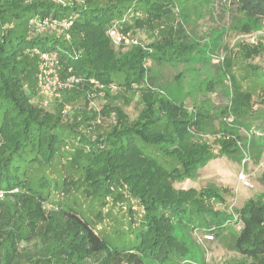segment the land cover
Returning a JSON list of instances; mask_svg holds the SVG:
<instances>
[{"label": "trees", "instance_id": "1", "mask_svg": "<svg viewBox=\"0 0 264 264\" xmlns=\"http://www.w3.org/2000/svg\"><path fill=\"white\" fill-rule=\"evenodd\" d=\"M238 1L250 18L233 28L245 33L260 29L264 0ZM135 2L144 14L134 12V0H0V264H192L204 260L194 227L221 226L230 218L206 203V197L224 201L223 189L212 184L177 189L173 184L195 178L224 155L241 161L238 139L246 136L239 126L252 135L251 149L264 150V105L254 109L251 92L226 69L204 92L222 87L228 100L222 106L216 108L208 97L199 99L200 92H188L195 99L191 110L183 100L168 97L162 67L179 69L177 78L197 80L199 74L188 65H209L218 38L204 50L186 32L187 24L197 22V0ZM172 13L179 17L176 28L160 29L147 44L116 46L108 34L112 26L123 34L146 28L155 32L156 24ZM32 19L48 23L38 31ZM65 20L72 22L66 30L51 24ZM259 45L245 53L242 44L243 58L262 53L264 42ZM36 48L56 53L63 81L77 79L62 91L66 101L86 98L88 91L101 93L103 114L115 120L107 130L93 138L81 129L99 110L91 116L93 108L78 109L83 117L77 121L78 116L65 119L58 108L44 104ZM247 66L254 80L264 84V70ZM138 95L142 109L132 119L125 106ZM206 135L216 136L215 145ZM150 151L175 158L178 165L168 168ZM64 157L70 172L61 185L41 171ZM71 184L82 186L91 200L108 194L115 201L128 197L130 214L137 203L138 224L129 222L136 243L126 249L110 245L82 212L62 200L59 192L69 194ZM123 189L125 196L119 193ZM239 212L244 226L236 248L246 259L237 264H264V200L250 198Z\"/></svg>", "mask_w": 264, "mask_h": 264}, {"label": "rangeland", "instance_id": "2", "mask_svg": "<svg viewBox=\"0 0 264 264\" xmlns=\"http://www.w3.org/2000/svg\"><path fill=\"white\" fill-rule=\"evenodd\" d=\"M197 2H199V4L196 10L194 8L193 13L197 22L193 23V25L185 24L186 32H188L189 37L198 41L201 49H204L206 46L205 49L207 50L212 41L217 40V38V43L219 45L215 51L211 52L212 59L209 65L203 67H200L199 64L193 65L192 63L188 65L190 70L193 69L194 73L199 74L196 78L197 80L186 79L183 76L177 78L176 76L179 74V69L170 66L162 67V81L163 83L169 84L166 88L167 96L177 100H183L189 110L194 108L195 99L194 95H189L188 92H200V95H198L199 99L208 97L212 100L216 108L222 106L228 102L226 98L227 91L219 87L217 83L211 91L208 93L204 92L211 80L218 82L221 79V75L219 74L225 73L226 69L229 75L230 71L237 75L243 89L251 92L254 109L260 105H264V84L254 80L253 75L250 74V68L247 66L248 63L264 70V51L245 60L243 58L244 51L240 49L242 44L246 45L245 53L251 52L254 49H260L259 44L264 42V21L260 29L245 33L242 32V30L234 29L232 26V24L238 23L239 21L247 22L250 18V15L242 8L238 0H197ZM138 5L139 4L134 0V12L144 14L143 11L137 9ZM178 21V15L172 13L162 22L156 24L159 29L155 32H151L147 28L138 29L132 33L130 32L128 38H134L143 44L150 43L157 37L160 29L164 30L165 28H170V26L176 28ZM125 46H129V44ZM213 46L215 45L213 44ZM202 54H209V52H202ZM219 56H223V59L218 58ZM180 70L183 71L182 66H180ZM227 73L224 75V79H227L228 81L226 80V82L229 83V78H227L229 75ZM175 78L179 80L175 81ZM97 83L98 81H94V84ZM157 91L163 92V90ZM39 93L41 94V92ZM100 94L101 93L97 95L94 91H88V96L86 98L80 97L73 101H66L63 96L59 99L48 97L49 102L46 106L50 109L52 108V110L58 108L65 119L68 116H73L74 118L78 116V118L76 117L77 121H81L83 115L82 113L81 115L77 114L76 110L80 109L83 111L86 107H91L93 110H88L91 116L94 115L95 111L97 112L99 110L100 115L96 114L90 121L85 122L81 126V129L88 137L95 138L99 133L107 130L115 121L113 116L110 117L103 114V99L100 97L102 96ZM66 109L67 111H65ZM141 109L142 103L139 95L135 96L131 103L125 106V111L132 119L137 117ZM88 111L85 110V112ZM224 120L229 125L232 123L230 122L231 117L224 118ZM89 123L91 124L89 125ZM239 132L246 136V138L242 137V139H238V145L240 151H242V155L244 150L250 155V160L247 162L244 169L249 175L252 184L251 187H244L239 182L238 174L242 168L241 161L234 156L228 155L210 161L204 168L199 170L195 178L175 181L173 185L177 189L196 188L197 190H201L206 188L209 184H212L215 188L223 189L224 201L217 202L212 197H206L207 205H212L214 209H223L228 213L229 207L234 205L233 210L241 219L239 210L248 199L253 198L258 200V198H260L264 200V150L251 149L250 146L253 141L252 135L242 126H239ZM77 135L78 134L75 133L72 134L73 137ZM73 137L70 136L67 138L72 142ZM204 138L215 145L216 136L206 135ZM150 153L157 157L168 168L178 165V161L175 158L168 157L167 159V157H163L155 152L150 151ZM165 158L168 162H166ZM41 172L47 177L58 179L62 185V178L70 172V168L66 164V157H64L55 160L50 169L45 167ZM71 179L76 180L78 177L75 176ZM33 181L36 183L35 180ZM82 191V186L75 187V184H71L69 194H63L62 191L59 193L63 198L62 200H65L68 206L75 208L86 216L93 228H95L110 245L117 246L120 249L133 246L136 243L135 231L133 227H131L132 231H130L129 222L131 221L132 225L135 227L137 226L136 224H138L139 212L136 205L137 203L133 202L135 212L130 214L127 212L129 201L126 198L128 197L123 200L115 201L113 195L108 194L103 200L97 201L91 200L89 197L85 196ZM115 192L116 191H113V193ZM119 193L125 196L124 189ZM124 210L126 212H124ZM241 222L244 226L242 219ZM240 232L241 230H237L234 224L227 225L216 235L213 242L208 243L206 247L201 246L204 259H208V264H237L245 260L246 258L244 255L236 248V239ZM206 250L208 251V255ZM185 263L191 264L190 262Z\"/></svg>", "mask_w": 264, "mask_h": 264}, {"label": "built area", "instance_id": "3", "mask_svg": "<svg viewBox=\"0 0 264 264\" xmlns=\"http://www.w3.org/2000/svg\"><path fill=\"white\" fill-rule=\"evenodd\" d=\"M54 2H65V0H52ZM81 1V0H75ZM31 24L36 26L37 30L40 31L42 26H44L47 21L40 22L38 19H32L30 21ZM53 27L60 26L63 29H68L72 22L70 20L65 21H54L51 23ZM108 34L111 37L113 43L116 46L126 45V44H138L139 41L134 38H128V34H123L116 26H112L108 30ZM69 36V34H67ZM35 53L38 56V88L41 94L45 97L44 104L47 105L48 97L52 98H61L62 91L68 88H72L74 82L77 80L75 77H70L67 80L63 81L60 78L59 69L60 64L57 58L56 53L52 51L42 50L40 48L35 49ZM218 58L223 59V56H219ZM67 111V109L65 110ZM250 160V155L246 150L243 152V157L241 160L242 168L239 171L238 179L242 186L251 187V181L249 179L248 173L245 171L244 167L247 162ZM13 191H18V189H14ZM4 195V191L0 189V197ZM234 205L229 207L230 218L227 219L221 226L214 225L212 227H194L193 236L196 241L202 246L206 247L208 243H211L216 238V231L219 227H226L227 225H235L237 230H241L243 224L239 215L233 210ZM208 255V251L206 250ZM193 264H208V259H204L203 261H195Z\"/></svg>", "mask_w": 264, "mask_h": 264}]
</instances>
